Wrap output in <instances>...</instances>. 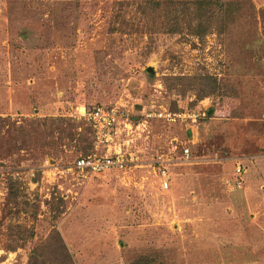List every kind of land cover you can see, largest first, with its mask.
<instances>
[{"label": "rangeland", "instance_id": "rangeland-1", "mask_svg": "<svg viewBox=\"0 0 264 264\" xmlns=\"http://www.w3.org/2000/svg\"><path fill=\"white\" fill-rule=\"evenodd\" d=\"M122 1L138 0H0V117L8 122L0 125V264H28L53 230L72 264L145 255L163 264H264V0H234L225 34L203 38L120 27ZM206 75L218 90L201 101L185 87L168 89V78ZM95 106L124 111L119 142L136 162L98 176L67 173L77 142L53 148L57 135L43 127V137L28 121L71 120L78 127L62 125L67 132H88L77 111ZM174 106L196 121L146 117ZM159 159L168 162L166 190L153 171ZM10 181L16 200H8Z\"/></svg>", "mask_w": 264, "mask_h": 264}, {"label": "trees", "instance_id": "trees-1", "mask_svg": "<svg viewBox=\"0 0 264 264\" xmlns=\"http://www.w3.org/2000/svg\"><path fill=\"white\" fill-rule=\"evenodd\" d=\"M130 1L118 2L115 5L118 11L114 17L115 24L120 27L125 26L130 31L149 34L152 36L157 32L172 36V35H188L197 38H203L207 34H216L217 37H222L227 29V11L231 8V4L239 3L234 0H138L130 2L132 7L135 5V16L126 20L122 16V11H126ZM232 13V12H231ZM262 31L264 35V9L259 11ZM232 20L230 21V23ZM114 25V29L118 28ZM146 72L151 77L153 71ZM168 89L171 91L176 86L185 87L184 91L193 92L197 101L213 96L217 93L218 82L213 76H201L188 78H168ZM187 84V85H186ZM98 107L86 108L88 111ZM173 113H179L176 106L172 107ZM169 111V110H168ZM171 112V111H170ZM87 123L85 120H83ZM6 119L0 117V125H6ZM28 123L34 125L38 130L37 134L45 136L43 127H49V135H57L52 137L49 146L56 147L65 144L66 141H76L80 155L77 158H87L94 151V134L91 126L87 123L88 132L74 133L66 131L62 125H68L71 129H77L78 126L71 120L63 119H33ZM76 158V159H77ZM8 200H16L18 197L17 187L11 181L8 184ZM13 251V250H12ZM28 264H72L70 255L64 245V242L58 233L53 230L46 240L40 245L33 247L28 256ZM133 264H163L158 262L157 258L151 255H145Z\"/></svg>", "mask_w": 264, "mask_h": 264}, {"label": "built area", "instance_id": "built-area-1", "mask_svg": "<svg viewBox=\"0 0 264 264\" xmlns=\"http://www.w3.org/2000/svg\"><path fill=\"white\" fill-rule=\"evenodd\" d=\"M155 117L168 124L185 123L187 120L196 121L198 116L187 112L173 113L166 109L158 110L146 117ZM77 119L85 120L90 126L94 134L93 149L96 152L87 158H77L71 163L67 169V173H73L86 177L88 175L98 176L113 170L130 169L136 162L132 154L125 153L119 142V133L121 126L127 125V117L119 106L98 107L88 111L85 107H81L77 111ZM130 126V124H129ZM101 154H98V153ZM189 149H183V159H189ZM167 161L159 159L156 163L157 167L153 169L160 186L166 190L169 187L170 175L168 171ZM245 172L240 163L235 166V174L237 179L234 182L236 188L241 189L243 182L240 176ZM33 177V173H30Z\"/></svg>", "mask_w": 264, "mask_h": 264}, {"label": "water", "instance_id": "water-1", "mask_svg": "<svg viewBox=\"0 0 264 264\" xmlns=\"http://www.w3.org/2000/svg\"><path fill=\"white\" fill-rule=\"evenodd\" d=\"M147 71H148V72H151V71H153V70H152L151 68H148Z\"/></svg>", "mask_w": 264, "mask_h": 264}]
</instances>
